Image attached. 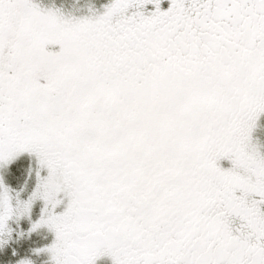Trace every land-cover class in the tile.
Instances as JSON below:
<instances>
[{
	"label": "snow or ice",
	"instance_id": "6c2138e0",
	"mask_svg": "<svg viewBox=\"0 0 264 264\" xmlns=\"http://www.w3.org/2000/svg\"><path fill=\"white\" fill-rule=\"evenodd\" d=\"M86 9L0 0V264H264V0Z\"/></svg>",
	"mask_w": 264,
	"mask_h": 264
},
{
	"label": "rangeland",
	"instance_id": "374dc122",
	"mask_svg": "<svg viewBox=\"0 0 264 264\" xmlns=\"http://www.w3.org/2000/svg\"><path fill=\"white\" fill-rule=\"evenodd\" d=\"M55 3L62 5L65 9L77 8L80 11H86L87 0H45V3ZM84 6V7H82Z\"/></svg>",
	"mask_w": 264,
	"mask_h": 264
},
{
	"label": "flooded vegetation",
	"instance_id": "af4514ba",
	"mask_svg": "<svg viewBox=\"0 0 264 264\" xmlns=\"http://www.w3.org/2000/svg\"><path fill=\"white\" fill-rule=\"evenodd\" d=\"M94 3L99 6L101 3H103V0H94ZM166 6V3H165ZM262 123H264V118H262ZM262 140H264V132L261 133ZM100 264H111L110 259L105 258L103 261L100 262Z\"/></svg>",
	"mask_w": 264,
	"mask_h": 264
}]
</instances>
